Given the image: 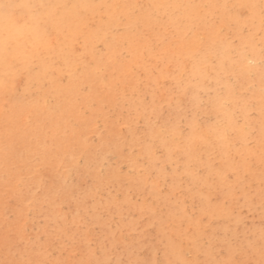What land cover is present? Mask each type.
<instances>
[{
  "label": "rangeland",
  "instance_id": "obj_1",
  "mask_svg": "<svg viewBox=\"0 0 264 264\" xmlns=\"http://www.w3.org/2000/svg\"><path fill=\"white\" fill-rule=\"evenodd\" d=\"M66 2L55 11H76L82 24L55 30L46 23L41 41L15 37L5 53L19 47L27 62L0 64V181L7 188L2 193L0 183V210L4 225L18 223L29 264L37 253L40 264H101L102 239L111 253L132 246L136 260L155 264H169L174 251L184 263L202 264L205 249V264H264V58L259 72L240 80L229 59L221 67L215 56L200 60L206 32L199 26L181 24L187 35L180 38L163 13L158 29L136 21L126 37L115 22L125 7L132 19L167 0H89V9ZM0 5L18 27L32 14L44 16L40 6L19 0ZM255 20L256 30L252 23L239 34L264 56V7ZM209 21L237 43L233 28L217 17ZM0 31H8L1 18ZM198 61L203 74L196 78ZM72 84L70 102L60 90ZM215 94L222 98L216 109ZM177 105V119L170 118ZM149 126L155 140L145 137ZM218 128L225 129L222 144ZM19 135L25 145L13 158L10 138ZM135 136L137 143L130 141ZM86 167L106 183L95 182ZM6 229L3 238L11 235Z\"/></svg>",
  "mask_w": 264,
  "mask_h": 264
},
{
  "label": "bare ground",
  "instance_id": "obj_2",
  "mask_svg": "<svg viewBox=\"0 0 264 264\" xmlns=\"http://www.w3.org/2000/svg\"><path fill=\"white\" fill-rule=\"evenodd\" d=\"M21 3H23L24 6H40L43 13V17H40L38 14H32L29 16L28 21L26 24H23L21 26H16V22L12 20L11 13L8 12V10L0 5V18L3 19V28L5 30L8 29V31L1 32L0 31V64H3L7 58L8 60V66L11 67L17 60L23 59L24 62H27V56L21 55V48L16 47L13 48L8 53H5L6 44L13 38L18 37L20 35H24L27 37L30 36L33 40L41 41V36L46 31L44 30L46 27V23L52 26L55 30L59 29L60 26L64 24L67 28L70 27H77L78 25L82 24L81 17L77 16L75 13L76 11H70L68 8H64L65 10L57 13L55 11V5L62 3V5L65 7L67 4L66 0H19ZM77 5L82 8L89 9V0H77ZM264 7V0H233L232 3H229V0H167L166 7L162 9H157L154 7H150L147 10L140 11L135 16L131 17L132 19H129L128 13H127V7H125L123 10L119 12L118 18L115 20L116 23L119 22L120 25H122L125 29V36L127 37L130 32L128 29L135 26L136 21L144 26H147L149 28H159V18L162 17V14L167 15V18L169 21H171L173 28L180 33V38H185L186 33L182 29V25H196L201 27L205 32V44L202 47V55L200 60H204V53L208 54L210 57L215 56L218 58V65L221 67L223 64V61H228L230 67L233 70H236L238 73V76L240 80H243L246 78L250 73H257L260 71V66L258 65V62H261L262 58H264L263 53L260 51V47H258L257 43H255L250 36H240V32L243 27H247L248 25L254 23L255 26L257 25V22H255V18L257 19L258 14L260 13L261 8ZM177 11V13H175ZM121 16H124L125 18H121ZM211 17H217L218 21L221 26H224L226 28L231 27L233 28L234 32L237 36V43L234 45L230 44V41H227L225 37L220 36L217 31V27L214 23L210 22ZM42 21V23H41ZM182 24V25H181ZM184 27V26H183ZM258 28V25L255 27V30ZM131 31H133V28H131ZM14 35V36H13ZM219 36V38H218ZM137 39L140 41H143L144 38L141 37V35L137 36ZM261 45L264 47V37L262 41L260 42ZM245 47H247V50L245 51ZM233 50L235 53V60L232 62L230 57V51ZM15 60V58H17ZM202 62L198 61L194 64L192 75L193 77H201L203 74L202 71L199 70L200 64ZM252 73V74H253ZM257 75V74H256ZM87 80L90 78L85 77ZM60 90V89H59ZM76 90L75 84L70 85L69 87L63 88L60 90L62 94L65 95V98H67L68 101H72V96L74 95ZM225 92L227 95H229V88H226ZM258 94L254 92L252 94L253 98H257ZM193 95V100H194ZM192 100V101H193ZM222 101V98L218 96V94L213 95V98L210 100L212 108L219 107L220 103ZM195 103H191V105H194ZM173 112L170 114V118L177 119L179 112H180V105H177L173 108ZM225 115V113H223ZM229 129V127H228ZM217 130V136L219 139V143H223V138L225 129L218 128ZM231 130H233L238 136L241 135V128L234 127V125L231 126ZM155 131L154 129L149 126L147 130L145 131V137L146 139L155 140ZM24 136H18L16 138H10L12 139L10 144V148L7 154H10L13 158L17 157V154L15 153L16 149L19 147V143L23 142ZM262 138V135H261ZM2 140V139H1ZM131 142L137 143L138 137H131ZM145 142V141H144ZM143 142V143H144ZM40 143V139H39ZM132 143V144H134ZM101 148V147H100ZM144 154L147 156H151V147L148 143L143 146ZM118 154V152H117ZM32 155H30L31 157ZM122 156V155H121ZM123 157V156H122ZM124 160L127 161V164L130 165L132 168H134L137 164L135 163V159H127L124 155ZM95 158L92 156V153H87V161L89 163H93ZM9 162V159L5 160V163ZM9 168V167H8ZM84 171L92 177V179L95 182L103 183L105 184V181H101L94 172L90 170L89 167L84 168ZM4 191L2 193L7 192V188L5 187V184L3 183ZM47 189V186H46ZM65 191L69 192V188H65ZM55 194L50 195L46 198V205H50L53 202V197ZM4 204V200L0 199V209L1 206ZM5 217H3L1 210H0V233L2 231H7L6 227L10 226L11 235L7 234L5 238H3L0 235V264H29L28 258L24 257L27 253V248L25 247V243L22 240L20 236V232L18 231V223L12 222L8 223L5 221ZM12 224V225H11ZM6 226V227H5ZM5 227V228H3ZM14 230V231H13ZM20 238V239H19ZM101 264H106V261H109L110 258H113V264H155L153 262L149 261H141L136 260L133 256V253L131 251V247L126 246H119V250L116 252L111 253L110 250L113 248V245L102 239L101 242ZM33 247H29V251ZM210 248V247H209ZM193 252L195 254L200 253V249L198 247L193 248ZM203 255L205 256V260L202 261V264H205L207 262L206 260H210L208 249H205L202 251ZM30 253V252H29ZM174 256L172 261L169 264H200V262L196 261L194 258L189 263H184L182 259L180 258V255L177 254L176 251H174ZM41 256L40 253L36 254L35 258V264H40L39 257ZM30 258V255H29ZM67 264V263H64Z\"/></svg>",
  "mask_w": 264,
  "mask_h": 264
}]
</instances>
